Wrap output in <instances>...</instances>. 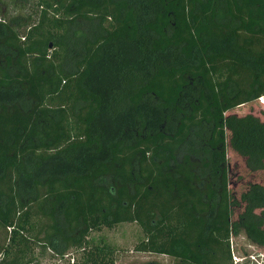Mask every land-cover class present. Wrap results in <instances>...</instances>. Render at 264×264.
I'll list each match as a JSON object with an SVG mask.
<instances>
[{
    "label": "trees",
    "instance_id": "1",
    "mask_svg": "<svg viewBox=\"0 0 264 264\" xmlns=\"http://www.w3.org/2000/svg\"><path fill=\"white\" fill-rule=\"evenodd\" d=\"M257 99L264 0H0V264L131 221L176 264L264 247V183L227 159L264 168V119L232 112Z\"/></svg>",
    "mask_w": 264,
    "mask_h": 264
},
{
    "label": "rangeland",
    "instance_id": "2",
    "mask_svg": "<svg viewBox=\"0 0 264 264\" xmlns=\"http://www.w3.org/2000/svg\"><path fill=\"white\" fill-rule=\"evenodd\" d=\"M232 112L236 115L250 112L264 119V101L257 99L252 103L239 105ZM227 159L230 167L229 187L236 193L249 181L264 183V168L258 172H249L243 158L231 151H227ZM143 238V231L135 221L104 226L97 230L90 229L85 236V245H70L62 254L35 245L32 248L33 260L29 264H82L90 251L91 255H95L96 252L105 253L106 258L112 260L111 264H176L173 256L137 251L135 245ZM0 241H2L1 233ZM229 249L232 264H264V247L259 248L252 244L242 231L230 236Z\"/></svg>",
    "mask_w": 264,
    "mask_h": 264
}]
</instances>
